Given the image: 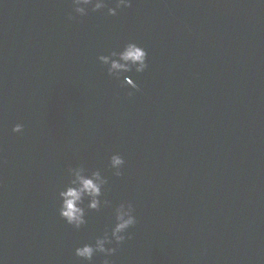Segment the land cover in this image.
<instances>
[{
    "label": "water",
    "instance_id": "water-1",
    "mask_svg": "<svg viewBox=\"0 0 264 264\" xmlns=\"http://www.w3.org/2000/svg\"><path fill=\"white\" fill-rule=\"evenodd\" d=\"M69 15L72 0H0V264H87L75 248L121 202L137 223L111 264H264V0ZM128 42L148 67L116 80L98 57ZM80 166L111 203L85 199L76 229L59 191Z\"/></svg>",
    "mask_w": 264,
    "mask_h": 264
},
{
    "label": "clouds",
    "instance_id": "clouds-1",
    "mask_svg": "<svg viewBox=\"0 0 264 264\" xmlns=\"http://www.w3.org/2000/svg\"><path fill=\"white\" fill-rule=\"evenodd\" d=\"M114 6H109L107 0H72L75 16L69 15V19L84 17L88 15L89 9L92 12L107 8V15L116 16L118 10L131 7L132 0H112ZM148 53L135 42L126 43L122 50L111 51L108 55L98 57L102 65L107 66V73L110 77L119 80L123 73H129L135 70L137 73H143L148 67ZM127 79V78H125ZM128 83L132 82L128 80ZM135 87V85H133ZM132 93H129L131 95ZM24 125L17 123L13 126L12 132L22 133ZM124 158L119 154H113L110 158L111 168L116 169L114 175H122L121 169L124 165ZM86 169L83 166L69 167V179L66 185L59 191V215L67 224L76 229L86 224V210L84 207L85 199L88 200L87 209L99 211L101 205L109 206L111 201L104 199V186L108 183L107 179L99 171H93L90 175H85ZM115 222L109 231H105L102 236H97L93 243H84L75 248V256L87 264H93L96 254H103L105 259L103 264H111L107 258L116 252L115 247H106L113 242L119 245L126 238H131L128 229L136 223L134 208L131 203L121 202L114 209Z\"/></svg>",
    "mask_w": 264,
    "mask_h": 264
}]
</instances>
